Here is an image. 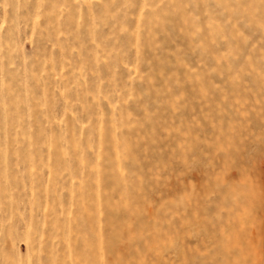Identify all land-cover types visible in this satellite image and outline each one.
<instances>
[{
    "label": "rangeland",
    "instance_id": "374dc122",
    "mask_svg": "<svg viewBox=\"0 0 264 264\" xmlns=\"http://www.w3.org/2000/svg\"><path fill=\"white\" fill-rule=\"evenodd\" d=\"M0 264H264V0H0Z\"/></svg>",
    "mask_w": 264,
    "mask_h": 264
}]
</instances>
